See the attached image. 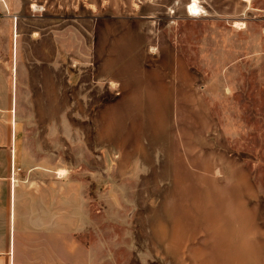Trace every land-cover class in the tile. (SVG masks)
I'll return each instance as SVG.
<instances>
[{
    "label": "rangeland",
    "instance_id": "1",
    "mask_svg": "<svg viewBox=\"0 0 264 264\" xmlns=\"http://www.w3.org/2000/svg\"><path fill=\"white\" fill-rule=\"evenodd\" d=\"M13 177L88 264H264V0H0Z\"/></svg>",
    "mask_w": 264,
    "mask_h": 264
},
{
    "label": "crops",
    "instance_id": "2",
    "mask_svg": "<svg viewBox=\"0 0 264 264\" xmlns=\"http://www.w3.org/2000/svg\"><path fill=\"white\" fill-rule=\"evenodd\" d=\"M16 158L13 152L12 172ZM23 185L14 178L12 188H0V264H88L86 249L72 240V188ZM12 241L21 242L18 250Z\"/></svg>",
    "mask_w": 264,
    "mask_h": 264
},
{
    "label": "bare ground",
    "instance_id": "3",
    "mask_svg": "<svg viewBox=\"0 0 264 264\" xmlns=\"http://www.w3.org/2000/svg\"><path fill=\"white\" fill-rule=\"evenodd\" d=\"M187 12L190 15H198L199 14L198 5H196L195 1L193 3H191L190 5H188Z\"/></svg>",
    "mask_w": 264,
    "mask_h": 264
}]
</instances>
